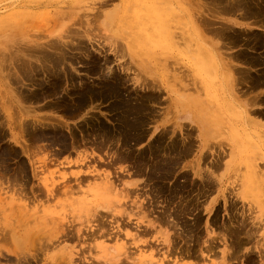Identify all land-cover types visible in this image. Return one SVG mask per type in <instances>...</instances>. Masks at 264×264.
I'll list each match as a JSON object with an SVG mask.
<instances>
[{
  "label": "rangeland",
  "instance_id": "374dc122",
  "mask_svg": "<svg viewBox=\"0 0 264 264\" xmlns=\"http://www.w3.org/2000/svg\"><path fill=\"white\" fill-rule=\"evenodd\" d=\"M226 1L0 0V264H264V0Z\"/></svg>",
  "mask_w": 264,
  "mask_h": 264
},
{
  "label": "bare ground",
  "instance_id": "6f19581e",
  "mask_svg": "<svg viewBox=\"0 0 264 264\" xmlns=\"http://www.w3.org/2000/svg\"><path fill=\"white\" fill-rule=\"evenodd\" d=\"M214 1H215V0H214ZM227 1H228V0H227ZM227 1H226V2H227ZM215 3H217V2H215ZM217 5H219V4H217ZM221 5H222V4H221ZM227 5H228V4H227ZM217 10H218V8H217ZM239 11H240V10H239ZM217 12H218V11H217ZM237 12H238V10H237ZM230 14H231V13H230ZM239 14H241V13L239 12ZM247 19H248V18H247ZM252 19H253V18H252ZM252 19H251V20H252ZM231 20H232V19H231ZM244 20H246V19H244ZM251 20H250V21H251ZM204 21H205V20H204ZM221 21H222V20H221ZM246 21H247V20H246ZM250 23H251V22H250ZM252 23H253V22H252ZM215 24H216V23H215ZM224 24H225V23H224ZM204 25H205V24H204ZM209 25H210V24H209ZM213 25H214V24H213ZM205 27H207V26H205ZM208 27H210V26H208ZM216 27H217V26H216ZM222 27H224V26H222ZM228 27H230V26H228ZM262 27H263V26H262ZM218 28H219V27H218ZM205 29H206V28H205ZM227 29H228V28H227ZM214 30H215V29H214ZM231 30H232V29H231ZM250 30H251V28H250ZM213 32H214V31H213ZM213 32H212V33H213ZM216 35L219 36V33L216 34ZM244 37H245V36H244ZM219 38H220V37H219ZM219 38H218V39H219ZM220 40H221V39H220ZM220 40H219V41H220ZM58 41H59V40H58ZM227 41H228V40H227ZM227 41H225V42H227ZM52 42H54V41H52ZM55 42H56V41H55ZM220 42H223V41L221 40ZM220 42H219V46L217 45V48L220 47V44H221ZM45 43H46V42H45ZM56 43H57V42H56ZM59 43H60V42H59ZM62 43H63V42H62ZM38 44H39V43H38ZM41 44H42V43H41ZM43 44H44V43H43ZM49 44H50V43H48L47 45H49ZM240 44H241V43H240ZM44 45H45V44H44ZM50 45H51V44H50ZM53 45H54V44H53ZM53 45H51V46H53ZM64 45H65V44H64ZM223 45H225V43H224ZM229 45H230V43H229ZM231 45H232V44H231ZM238 45H239V44H238ZM51 46H50V47H51ZM54 46L56 47V45H54ZM54 46H53V47H54ZM57 46H58V45H57ZM60 46H61V44H60ZM66 46H67V43H66ZM225 46H226V45H225ZM35 47H36V46H35ZM45 47H47V46H45ZM45 47L42 48V50H43V49H46ZM55 47H54V49H55ZM227 47H228V46H227ZM230 47H231V46H230ZM31 48H32V47H31ZM38 48L41 49V48H40V45L38 46ZM58 48H59V47H58ZM221 48H223V47H221ZM232 48H233V47H232ZM34 49H35V48H34ZM46 50H47V49H46ZM60 50H62V49H60ZM60 50H59V51H60ZM221 50H222V49H221ZM250 50H251V49H250ZM34 51H35V50H34ZM36 51H37V49H36ZM57 51H58V50H57ZM224 51H225V50H224ZM233 51H234V50H233ZM60 52H62V51H60ZM60 52H59V53H60ZM225 52H227V51H225ZM228 52H229V50H228ZM42 53H43V52H42ZM54 53H55V52H54ZM222 53H223V52H221V54H222ZM229 53H230V52H229ZM35 54H36V53H35ZM57 54H58V53H57ZM224 54H225V53H223V55H224ZM21 55H22V54H21ZM21 55H20V56H21ZM28 55H29V54H28ZM31 55H32V54H31ZM40 55H41V54H40ZM53 55H54V54H53ZM60 55H61V53H60ZM226 55H227V53H226ZM226 55H225V56H226ZM230 55L232 56V51H231V54H230ZM230 55H229V59H230ZM18 56H19V55H18ZM22 56H23V55H22ZM22 56H21V57H22ZM33 56H34V55H32V58H34ZM36 56H38V55H36ZM42 56H43V55H42ZM216 56H217V55H216ZM227 56H228V55H227ZM29 57H30V56H29ZM38 57H39V56H38ZM38 57H37V58H38ZM54 57H55V56H54ZM24 58H25V57H24ZM24 58H23V59H24ZM37 58H36V59L34 58V59L37 61V60L39 59V58H38V59H37ZM45 58H46V57H45ZM47 58H48V57H47ZM225 58H226V57H225ZM19 59H20V58H19ZM19 59H16V60H19ZM23 59L21 60V62L23 61ZM26 59H27V58H26ZM40 59H41V58H40ZM40 59H39V60H40ZM42 59H43V58H42ZM229 59H228V60H229ZM233 59H234V58H233ZM235 59H236V58H235ZM238 59H239V58H238ZM5 60H6V59H5ZM5 60H4V61H5ZM29 60H30V59H29ZM31 60H32V59H31ZM31 60H30V62L33 61V60H32V61H31ZM63 60H64V59H63ZM65 60H66V59H65ZM228 60H227V61H228ZM229 61H230V60H229ZM5 62H6V61H5ZM13 62H14V61H13ZM17 62H18V61H17ZM19 62H20V60H19ZM21 62H20V63H21ZM37 62H38V61H37ZM44 62H46V61H44ZM244 62H245V61H244ZM244 62H243V63H244ZM26 63H27V62H26ZM32 63H33V62H32ZM34 63H35V62H34ZM47 63H49V62H47ZM50 63H51V62H50ZM59 63H60V62H59ZM63 63H64V62H63ZM229 63H231V62H229ZM250 63H251V62H250ZM1 64H2V63H1ZM6 64H7V63H6ZM6 64H5V65H6ZM10 64H11V62H10ZM21 64H22V63H21ZM23 64H24V63H23ZM36 64H37V63H36ZM2 65H3V64H2ZM7 65H8V67H10L12 64H11V65L7 64ZM32 65H33V64H32ZM51 65H52V63H51ZM71 65H72V64H71ZM3 66H4V65H3ZM12 66H13V65H12ZM19 66H20V65H19ZM42 66H43V65H42ZM4 67H5V66H4ZM4 67H2V68H4ZM238 67H239V66H238ZM246 67H247V66H246ZM13 68H14V67H13ZM17 68H18V67H17ZM24 68H25V67H24ZM10 69L12 70V68H10ZM37 69H38V67H37ZM2 70H3V69H2ZM4 70H5V69H4ZM7 70L9 71V68H7L6 71H7ZM11 70H10V71H11ZM14 70H15V69H14ZM14 70H13V71H14ZM47 70H48V69H47ZM25 71H26V69H25ZM28 71H29V70H28ZM31 71H32V70H31ZM31 71H30V72H31ZM3 72H5V71H3ZM8 73H9V72H8ZM8 73H7V75H8ZM15 73H16V71L13 72V73H10V74H14V75H16ZM5 74H6V73H5ZM5 74H4V76H5ZM10 74H9V75H10ZM236 74H237V73H236ZM65 75H66V74H65ZM2 76H3V75H2ZM10 76H12V75H10ZM35 76H36V75H35ZM5 77H6V76H5ZM5 77H4V79H5ZM7 77H9V76H7ZM14 77H15V76H14ZM14 77H13V78H14ZM19 77H20V76H19ZM2 78H3V77H2ZM65 78H66V77H65ZM8 79H9V78H8ZM17 79H18V77H17ZM19 79H20V78H19ZM66 79H67V78H66ZM236 79H237V78H236ZM245 79H246V78H245ZM21 80H22V79H21ZM237 81H238V80H237ZM24 82H25V81H24ZM18 83H19V82H18ZM18 83H17V85H18ZM21 83H23V80H22V82H20V84H21ZM15 84H16V83H15ZM15 84H14V85H15ZM2 85H3V84H2ZM17 85H16V86H17ZM146 85H147V84H146ZM14 87H15V86H14ZM4 88H5V86H4ZM26 88H27V87H26ZM14 89H15V88H14ZM16 89H17V88H16ZM20 90H21V89H20ZM2 91H3V90H2ZM2 91H1V95L5 97V94H2ZM5 92H6V90H5ZM8 93H9V92H8ZM16 93H18V92H16ZM20 93H21V92H20ZM19 95H20V94H19ZM2 96H1V97H2ZM14 96H15V95H14ZM4 97H2V99H3ZM15 97H16V96H15ZM6 98H8V97H6ZM6 98H5V99H6ZM20 98H21V97H20ZM5 99H3V100H5ZM7 100H8V99H7ZM7 100H6V101H7ZM9 100H10V99H9ZM9 100H8V101H9ZM11 100H12V99H11ZM20 100H21V99H20ZM22 100H23V99H22ZM10 102H11V101H10ZM10 102H9V103H10ZM17 103H18V102H17ZM6 104H7V103H6ZM12 105H14V104H12ZM10 106H11V105H10ZM3 107H4V106H3ZM14 107H15V106H14ZM16 108H17V107H16ZM13 109H14V108H13ZM23 109H24V108H23ZM19 110H20V109L18 108V111H19ZM24 110H25V109H24ZM3 111H4V110H2V112H3ZM14 111H15V110H13V112H14ZM27 111H28V108H27ZM13 112H12V114H13ZM15 112H16V111H15ZM15 112H14V113H15ZM21 112L23 113L22 110H21ZM19 113H20V112H19ZM24 113H25V112H24ZM28 113H29V111H28ZM28 113H27V114H28ZM17 114H18V113H17ZM29 114H30V113H29ZM15 115H16V114H14V116H13L14 119H16V118H15V117H16ZM18 115H19V114H18ZM31 115H32V114H31ZM3 116H4V115H3ZM3 116H2V117H3ZM19 116H20L21 118H23V115H22V116L19 115ZM21 118L19 119V117H18V119L20 120L19 123H18V124L20 125V127H21L22 125H24V124H23V121H21ZM31 118H32V117H31ZM4 119H6V115H5V118H4ZM14 119H13V121H14ZM23 119H26V118H23ZM23 119H22V120H23ZM2 121H4V120H2ZM15 121L17 122L18 120H15ZM0 122H1V121H0ZM5 122H6V121H5ZM29 122H30V121H29ZM31 122H33V121H31ZM27 123H28V121H27ZM31 124H32V123H31ZM14 125H15V127H16V124H14ZM19 125H17V126H19ZM25 125H26V124H25ZM29 125H30V124H29ZM31 126H32V125H31ZM17 128H19V127H17ZM17 128H16V129H17ZM23 128H24V127H22V130H23ZM30 128H31V127H30ZM19 129H20V128H19ZM19 129H17V130H19ZM20 132H21V131H20ZM22 132H24V131H22ZM21 134H22V133H21ZM23 134H24V133H23ZM18 137H19V136H18ZM25 137H26V136H25ZM19 138H20V137H19ZM16 139H17V138H16ZM19 140H20V139H19ZM19 140H18V141H19ZM21 141H22V140H21ZM117 141H118V140H117ZM101 143H102V142H101ZM24 145H26V144H24ZM96 145H97V144H96ZM100 147H101V146H100ZM117 159H118V158H117ZM170 160H171V159H170ZM156 171H157V170H156ZM15 175H16V174H15ZM13 176H14V175H13ZM23 178H24V177H23ZM251 178H252V179L257 178L256 174H254L253 177H252V176H248V179H251ZM259 179H260V183H261V182H262V183L264 182V176H263V177H262V176L258 177L257 182H259ZM15 180H16V179H15ZM253 181H255V180H253ZM248 182H249V180H248ZM255 182H256V181H255ZM13 183H14V182H13ZM119 183H120V182H119ZM104 184H105V183H104ZM115 184H116V183H115ZM15 185H16V184H15ZM18 185H19V183L17 182V186H18ZM21 185H23V183H22ZM101 185H102V184H101ZM117 185H118V184H116V185L114 186V187H115L114 190L117 189V188H116ZM23 186H24V185H23ZM108 186H109V185H108ZM21 188H22V187H21ZM28 198H29V197H28ZM168 214H169V213H168ZM166 217H167V215H166ZM168 220H169V219H168ZM238 222H240V221H238ZM255 222H257V221H255ZM175 223H176V222H175ZM240 223H241V222H240ZM242 223H243V222H242ZM244 223H245V222H244ZM170 224H171V222H170ZM176 224H177V223H176ZM185 224H186V223H185ZM188 225H190V224H188ZM242 226H243V225H242ZM252 226H253V225H252ZM176 227H177V225H176ZM233 227H234V226H233ZM239 227H240V226H239ZM253 227H254V226H253ZM174 228H175V227H174ZM186 228H187V227H186ZM190 228H191V227H190ZM245 228H246V227H245ZM249 228H250V225H249ZM251 228H252V227H251ZM226 229H227V228H226ZM252 229H253V228H252ZM252 229H250V230H252ZM254 229H255V227H254ZM254 229H253V230H254ZM175 230H176V229H175ZM246 230H248V229H246ZM181 231H182V230H181ZM177 232H178V230H177ZM179 232H180V231H179ZM183 233H185V232L183 231ZM190 233H191V232H190ZM252 233H253V231H252ZM252 233H251V234H252ZM254 233H256V232H254ZM174 234H175V233H174ZM185 234H186V233H185ZM188 234H189V233H188ZM188 234H187V237H189ZM248 234H249V236H250V233H249V232H248ZM170 235H171V234H170ZM221 235H222V234H221ZM228 235H229V234H228ZM245 235L248 236L247 234H245ZM180 236H181V235H180ZM229 236H230V235H229ZM191 237H192V235H191ZM218 237H221V238H222V236H218ZM230 237H231V236H230ZM185 238H186V236L184 237V239H185ZM35 239H37V238H35ZM42 239H43V238H42ZM212 239H213V238H212ZM222 239H224V238H222ZM237 240H238V239H237ZM18 241H19V240L15 239V242H16V244H17V246H18V249H15L14 252H15V253L17 254V256H19V258L21 259V256H20V255H22V254L20 253V255H18V253L20 252V251H19V250H20V246H19ZM42 242H43V241H42ZM44 242H45V241H44ZM167 242H168V241H167ZM190 242H191V241H190ZM210 243H211V242H210ZM38 244H39V243H38ZM45 244L47 245V243H45ZM49 244H52V243H49ZM226 244H227V243H226ZM232 245H233V244H232ZM232 245H231V246H232ZM48 246H49V245H48ZM51 246H52V245H51ZM208 246L210 247V244H209ZM231 246H230V248H231ZM189 247H190V246H189ZM228 247H229V246H228ZM48 248H49V247H48ZM174 248H175V247H174ZM230 248H227V249H230ZM232 249H233V248H232ZM174 250H175V249H174ZM208 250H209V249H207V251H208ZM211 250H212V249H211ZM212 251H213V250H212ZM229 251H230V250H229ZM229 251H228V252H227V251H223V256L227 255V254L229 253ZM231 251H232V250H231ZM187 252H188V251H187ZM209 252H210V251H209ZM26 254H28V253H26ZM189 254H190V251H189ZM211 254H212V253H211ZM167 256H168V255H167ZM227 257H228V256H227ZM227 257H226V258H227ZM19 258H18V259H19ZM217 258H218V257H217ZM24 259H26V258H24ZM227 259H228V258H227ZM234 259H236V258H234ZM239 259H240V258H239ZM175 260H176V259H175ZM209 260H210V259H209ZM217 260H218V259H217ZM22 261H23V260H22ZM27 261H28V260H27ZM230 261H231V259H230ZM232 261H233V259H232ZM170 262H171V261H170ZM176 262H177L178 264L180 263L179 260H176ZM217 262H218V261H216L215 264H216ZM20 263H21V261H20ZM22 263H23V262H22ZM212 263H213V262H212ZM27 264H28V263H27ZM155 264H156V263H155ZM222 264H226V263L223 262ZM227 264H231V263H227Z\"/></svg>",
  "mask_w": 264,
  "mask_h": 264
}]
</instances>
